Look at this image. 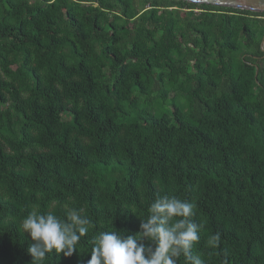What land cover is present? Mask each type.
I'll return each instance as SVG.
<instances>
[{
	"label": "trees",
	"instance_id": "trees-1",
	"mask_svg": "<svg viewBox=\"0 0 264 264\" xmlns=\"http://www.w3.org/2000/svg\"><path fill=\"white\" fill-rule=\"evenodd\" d=\"M263 36L264 11L185 0H0V264H31V211L89 218L43 262L87 264L165 195L191 257L264 264Z\"/></svg>",
	"mask_w": 264,
	"mask_h": 264
},
{
	"label": "clouds",
	"instance_id": "clouds-1",
	"mask_svg": "<svg viewBox=\"0 0 264 264\" xmlns=\"http://www.w3.org/2000/svg\"><path fill=\"white\" fill-rule=\"evenodd\" d=\"M193 207L175 196L157 197L150 205V215L140 224V239L136 234L122 236L117 231L100 232L93 238L87 264H176L174 258L181 252L189 256L192 264H204L203 260L190 256L193 242L200 239L197 224L189 219ZM174 217L181 219L170 224ZM91 223L75 209L68 213L67 220L51 212H29L21 227L33 241L27 249L32 257L31 264H43L53 250L71 257L77 252V245L87 235ZM146 240L154 242V246L153 243L146 244ZM208 243L218 246L219 233L214 234Z\"/></svg>",
	"mask_w": 264,
	"mask_h": 264
},
{
	"label": "water",
	"instance_id": "water-1",
	"mask_svg": "<svg viewBox=\"0 0 264 264\" xmlns=\"http://www.w3.org/2000/svg\"><path fill=\"white\" fill-rule=\"evenodd\" d=\"M199 4H214L219 6H228L235 8L248 9L253 11H264V0H185ZM262 48L264 49V36L262 40Z\"/></svg>",
	"mask_w": 264,
	"mask_h": 264
},
{
	"label": "built area",
	"instance_id": "built-area-1",
	"mask_svg": "<svg viewBox=\"0 0 264 264\" xmlns=\"http://www.w3.org/2000/svg\"><path fill=\"white\" fill-rule=\"evenodd\" d=\"M195 10L198 11V8H196Z\"/></svg>",
	"mask_w": 264,
	"mask_h": 264
},
{
	"label": "rangeland",
	"instance_id": "rangeland-1",
	"mask_svg": "<svg viewBox=\"0 0 264 264\" xmlns=\"http://www.w3.org/2000/svg\"><path fill=\"white\" fill-rule=\"evenodd\" d=\"M198 11H200V9L198 8Z\"/></svg>",
	"mask_w": 264,
	"mask_h": 264
}]
</instances>
